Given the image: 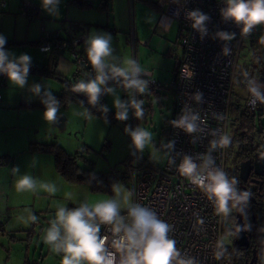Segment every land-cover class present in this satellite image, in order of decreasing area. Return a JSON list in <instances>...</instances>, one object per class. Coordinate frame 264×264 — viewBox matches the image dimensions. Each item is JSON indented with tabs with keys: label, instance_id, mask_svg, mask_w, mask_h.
Listing matches in <instances>:
<instances>
[{
	"label": "clouds",
	"instance_id": "clouds-1",
	"mask_svg": "<svg viewBox=\"0 0 264 264\" xmlns=\"http://www.w3.org/2000/svg\"><path fill=\"white\" fill-rule=\"evenodd\" d=\"M62 0H40L41 8L48 15L59 17ZM178 4V0H171ZM222 7L219 15L224 23L236 25L242 36H249L260 25H264V0H221ZM183 8L182 5H180ZM176 15H179V9ZM185 19L190 22L191 28L198 33L200 40L209 37L223 43L221 53L230 54L227 42L236 38L235 32L217 30L209 33L208 25L211 22L209 14L200 9L185 11ZM155 14L146 17V23H153ZM170 21V20H169ZM113 36L104 31H91L84 39V51L91 72H85L84 78L72 85L71 91L87 97L88 105L98 107L103 113L105 123L109 108L100 103L102 95L113 98L115 119L127 121L131 112L137 120L144 117V101L140 96L150 89V82L145 77L148 73L137 59L132 57L121 58L115 54ZM7 37L0 34V74L5 75L9 82L18 89H25L40 99L44 105L43 119L46 123L57 125L60 122L61 104L41 83L29 84V73L32 67V57L26 53L15 55L6 49ZM47 51V49H44ZM56 70L65 72L68 66L61 60ZM195 76L190 65L181 68V79L192 80ZM247 90L252 96L250 103H264V83L256 78L246 80ZM122 88L126 99H122L117 89ZM195 103L203 102V93L197 91L191 94ZM83 105L84 102L80 101ZM92 119V113L85 109L75 113ZM218 118H222L217 114ZM170 125L182 130L195 142L197 135L206 130V121L199 111L190 105L184 104L176 119L169 121ZM124 132L131 140V155L142 158L145 148L152 144L153 133L145 128L125 125ZM214 139L209 141L208 150L196 156L176 152L173 155L175 140H169L163 146L168 156L169 164H175V157H180L177 166L178 172L201 187L208 200L213 204L218 215L227 218L233 210L241 215L245 214L251 199V193L239 188V180L229 175L215 163L212 156L217 148H227L231 144V137L226 133H209ZM139 154V155H138ZM35 158L32 166L35 167ZM13 175H18L15 181L18 191H35L38 182L30 174L20 172L17 165L12 168ZM95 179L94 174H90ZM102 183V182H100ZM49 193L57 191L54 184L39 185ZM113 195L94 203L87 201L79 203L74 208L60 206L54 218L49 222L43 240L56 254H62L61 264H197L193 257L181 254L176 247V241L170 238L172 231L170 224L160 219L155 211L133 201L134 192L126 188L120 181L111 184ZM36 222L37 217L31 216ZM107 229L109 235L101 234V227ZM251 223L246 226H237V232L250 230ZM220 253H217L219 257Z\"/></svg>",
	"mask_w": 264,
	"mask_h": 264
},
{
	"label": "rangeland",
	"instance_id": "rangeland-1",
	"mask_svg": "<svg viewBox=\"0 0 264 264\" xmlns=\"http://www.w3.org/2000/svg\"><path fill=\"white\" fill-rule=\"evenodd\" d=\"M35 1L41 4L40 0ZM165 1L111 0L108 11L93 6L84 12L88 22L99 24H88L91 31L112 34L116 55L122 59L135 58L144 70L151 72L150 77L157 85L150 86L154 89H149L146 94L139 97L144 101L143 119L137 120L130 112L127 121L115 120L113 123L106 124L101 116L92 114V119H88L86 116L76 115L75 113L87 109L86 106L78 102H68L64 107L61 106L58 113L66 119L64 126L59 127L46 123L43 116L41 118L40 114L37 115L31 111H42L43 115V109L23 106L29 110L21 109L22 111L19 112V109L9 107L11 100L1 98L4 100L3 109L7 117L0 121V152L9 146L11 148L9 155L12 160L0 165V186L2 190L7 189V193H10L11 203V208L8 209L3 205L0 210L3 214L0 224V264H61L62 254L54 253L43 240L57 208L60 206L74 208L81 202L94 203L111 198L113 195L112 190L110 192L93 191L84 183L66 182L55 170L54 157L51 153L31 152L28 148L29 142H27V148L24 147L23 142L27 134L41 139L38 142L57 143L70 153L82 150L84 156L93 163L95 171L112 170L116 175L124 170V160L132 151L131 140L124 132V127L125 125H131L133 128L140 126L153 133L152 144L145 148L142 156L156 163L163 160L165 154L163 146L168 141L167 133L171 127L169 121L173 118L175 108L170 84L175 76L176 60L182 56V47L179 44H173L170 53L167 49L165 50V47L169 40L175 41L179 22L174 20L169 35L163 36L155 32L154 24L146 23L145 19L155 13L157 4L163 6ZM95 2L97 4L98 0ZM6 12L7 9H5ZM133 35L136 40L135 47L131 42ZM251 42L254 45H251ZM259 44H264V25L257 26L249 36L243 38L232 95V102L235 104L243 102L242 94L245 93V89L239 84L256 63L255 45L259 46ZM22 49L24 48L12 47L10 51L18 56L24 53ZM35 50L40 56L42 55L38 49L35 48ZM70 75L67 77L68 80L71 78ZM29 76L31 77L29 84L41 83L54 94H60L65 85L64 79L60 77L37 75L31 72ZM5 85L6 93H24L25 97L27 96V102L37 100L33 99L27 88L18 89L9 80L4 81L3 85L0 81V92ZM117 91L122 99L127 98L122 88H118ZM104 100L107 107L115 111L113 98L104 95ZM255 126L254 144L258 146L264 139L260 136V125L257 119ZM105 143L108 147H105ZM33 158L36 161L35 167L32 166ZM17 165L20 167L21 174H31L37 179V190L18 191L16 189L15 181L19 177L13 175L12 168ZM237 166L238 162L234 160V154H228L226 170L230 172ZM129 180V178H117L115 181H120L126 188L131 189ZM44 183L54 184L57 189L55 194L39 186ZM23 201L26 205H22ZM32 215L37 217L36 222L31 221ZM221 241L223 247L229 248L233 244V233L228 230L223 232Z\"/></svg>",
	"mask_w": 264,
	"mask_h": 264
},
{
	"label": "built area",
	"instance_id": "built-area-1",
	"mask_svg": "<svg viewBox=\"0 0 264 264\" xmlns=\"http://www.w3.org/2000/svg\"><path fill=\"white\" fill-rule=\"evenodd\" d=\"M183 6L166 0L164 3L165 13L170 18L179 22L177 42L183 49V55L176 63L175 76L170 84V89L175 99V116L179 115L184 104L190 105L194 110L201 113L206 121V130L202 135H197L195 142L182 130L170 127L169 140H175L173 155L181 152L196 156L208 150L209 141L214 139L209 133H226L228 135L230 124V108L233 104L234 83L238 58L244 36L240 34L239 28L231 22L224 23L219 15V9L223 6L221 0H178ZM6 0H0V6L4 7ZM179 9V15H176ZM200 9L211 17L208 25L209 33L217 30L235 32L236 38L228 43L230 54L221 53L223 43L205 37L200 40L185 19V11ZM20 13L28 17L34 16L29 2H24L20 7ZM54 37L53 41L49 38ZM57 34H44V40L38 44L41 51L60 54L68 51L74 65L71 75L73 81L84 78L85 72H91V66L87 63L84 51V39L86 34L78 35L73 39H57ZM132 46L135 47L136 40L132 37ZM44 49H47L45 51ZM190 65L195 72L192 80L181 79V68ZM145 77L150 86L157 83L150 77L151 72L145 70ZM256 78L264 83L262 74H246L240 82L246 92L243 93L241 108L248 111H264V103L257 102L254 106L250 103L253 99L247 90L246 80ZM203 93V102L195 103L191 97L194 92ZM220 114L222 118H218ZM161 162H153L128 155L124 161V170L127 172L134 192L133 201L151 208L160 219L171 225L170 238L176 241V247L182 255L193 257L197 264H220L222 247V223L223 218L218 215L213 204L208 200L201 187L193 184L183 177L177 170L180 157H175V164H169L166 155ZM227 148H217L212 156L218 167L226 172ZM139 155V154H138ZM102 235H109L107 229H101Z\"/></svg>",
	"mask_w": 264,
	"mask_h": 264
},
{
	"label": "trees",
	"instance_id": "trees-1",
	"mask_svg": "<svg viewBox=\"0 0 264 264\" xmlns=\"http://www.w3.org/2000/svg\"><path fill=\"white\" fill-rule=\"evenodd\" d=\"M110 1L111 0H98L96 4L95 0H69L70 3L80 8L88 9L90 7L96 6L98 9H102L104 11L110 10L109 8ZM43 40H44V37L32 43L39 44ZM53 40H54V37L49 38V41H53ZM252 44L254 45L253 42H251V45ZM255 49L257 51L255 52V56L257 60L254 66L250 69L249 74L264 75V63H262V52H264V44H259V46L255 45ZM175 70H176V64H175ZM30 72L32 74H37V75H44V76L48 75V76H55L56 78H59V77L62 78L55 71V69L52 68L50 64L49 65L48 64H43V65L32 64ZM64 81H65V85H64L62 92L60 94L53 93V95L56 96V98L60 101V104L62 107H64L68 102L80 103V101H83L86 108L92 114L101 116L104 118L103 113L98 109V107H92L91 105H88L87 98L81 97L79 93H75L71 91V87L73 84L76 83V81H73L72 79L70 80L64 79ZM153 89L154 88L150 87V90H153ZM242 98L244 100L243 96ZM100 103L102 105H106L105 100H104V95L101 96ZM242 103L232 104L230 108L231 116H230L229 130H228V135L231 137V144L229 147H227L228 154H231V155L234 154V160L238 162V165L240 161L248 159L249 156L252 154V151L255 148L254 139H255V130H256V126H255L256 119L259 120V125H260L259 132L264 133V111L254 112V111L244 110L241 108ZM27 107H36V108L45 110L44 105L40 102V100L38 103L34 105H28ZM174 116H175V108H174L173 118ZM107 120L110 123H113L116 120L115 111H112L109 109L107 113ZM169 132H170V129L167 133L168 138H169ZM105 147H108L107 143H105ZM28 148L31 151L51 153L54 157L55 170L62 176V178L66 182L84 183L88 185V187L93 191L110 192L111 184L117 178H120V179L129 178L125 170H123L120 174H116V175H114L115 173H113L112 170L95 171L93 167V163L84 156L82 150H77L73 153H70L57 143H54V142L44 143V142H38V141L30 142L28 145ZM11 160H12V157L8 154L0 155V165L6 164L10 162ZM226 173L229 175L230 178L231 177L237 178L239 180V188L243 190L242 181L238 175V166L235 167L230 172L226 170ZM90 174H94L95 179H93L92 176H90ZM250 208L249 206L247 207V212L251 210ZM252 213L254 214L252 216L253 219H251L250 218L251 216H250L249 217L250 220L251 221L254 220L253 222L254 224H257V226H262V224H264V202L260 204L257 210H252ZM235 220H236L235 211L233 210V212L227 218H223L222 233L227 230L230 233H233V225H234ZM102 228H104V226H102L101 229ZM262 237L264 236H262L261 229H254L249 239L251 238V239L261 240ZM241 249L242 248H240V246L238 245L232 244V246H230L229 248H225L222 245L221 252H220V264H237V259L239 256L238 252Z\"/></svg>",
	"mask_w": 264,
	"mask_h": 264
},
{
	"label": "crops",
	"instance_id": "crops-1",
	"mask_svg": "<svg viewBox=\"0 0 264 264\" xmlns=\"http://www.w3.org/2000/svg\"><path fill=\"white\" fill-rule=\"evenodd\" d=\"M24 2H29V4L32 7V10L34 12V16L28 17L27 15H24L20 13V7ZM5 9H7L8 15L5 13ZM87 8H80L72 3L69 2V0H62L60 5V15L59 17H53L48 15L47 13H44L41 4H38L35 0H6V5L4 7L0 6V34H3L7 37V43L5 45L6 49L12 48V47H22V51L24 53L31 54L32 57V64H50L53 69L63 78L68 80V76L72 74L74 70V65L72 63L71 57L69 55L68 51H62L60 54H54L52 52H44L41 51L38 47V44H33L32 42L38 41L40 38L44 37L45 33H48L50 35L57 34V39H73L77 37L78 35L90 33L91 27H89L86 24H94L99 25L96 22H88L86 20V15L84 14L85 10ZM156 11H155V20L153 21V29L155 32H157L160 35L168 36L170 29L173 26V23L175 22V19L170 18L165 13L164 5H156ZM13 14V16L11 15ZM170 20V21H169ZM6 26V27H5ZM178 33V29H177ZM177 33L175 37V41L172 42L169 40L168 43H166L165 50L170 53L172 49L173 44H177ZM31 46L32 48L28 47ZM38 49L39 52L42 54L41 56L38 54V52L35 50ZM182 55H183V49H182ZM182 57V56H181ZM181 59V58H179ZM177 59V60H179ZM63 60L64 63L68 66V70L65 72H59L56 70V67L58 63ZM176 60V61H177ZM71 77V75H70ZM1 83L3 85L4 81H8V78L0 74ZM31 77L29 76V79ZM71 79V78H70ZM5 88L0 92V121H3L7 115L4 113V107L3 99H9L11 100V104L9 105L10 108L19 109V112L22 110H29L26 108H23V106L26 107V105H34L39 102V98L32 95L35 102H27V96L25 97V94H15L8 92L6 93ZM243 96V94H242ZM22 109V110H21ZM35 114H40L42 118V111H34ZM11 116V115H10ZM51 135V134H49ZM40 141L41 139L36 138V136L32 137L31 135L27 134V137L24 140V147L27 148V142H33V141ZM15 141V140H13ZM17 141V140H16ZM15 141V142H16ZM8 144V142H7ZM4 145V144H1ZM10 145V144H9ZM23 145V144H22ZM3 147V146H2ZM24 148V149H25ZM1 155L3 153H6L9 155L11 148L8 146L7 148H3ZM23 149V151H24ZM33 152V151H31ZM31 175V174H30ZM22 205L24 204V201L22 202ZM5 206L6 208H11L10 203V193H7V189L2 190L0 186V210L2 206ZM2 213L0 212V224Z\"/></svg>",
	"mask_w": 264,
	"mask_h": 264
},
{
	"label": "flooded vegetation",
	"instance_id": "flooded-vegetation-1",
	"mask_svg": "<svg viewBox=\"0 0 264 264\" xmlns=\"http://www.w3.org/2000/svg\"><path fill=\"white\" fill-rule=\"evenodd\" d=\"M262 139H264V133H260ZM255 148L252 151V154L249 156L253 160L254 153L256 151L264 152V140L258 146L254 144ZM243 190H246L251 193V199L249 203L248 217H252L254 214L252 210H257L262 202H264V174L258 175L253 172V168L249 174L247 182L242 181ZM250 217V218H251ZM249 218V219H250ZM254 221V220H253ZM250 220L252 225L251 234L254 229H261L262 236H264V224L262 226H257L254 222ZM250 234V235H251ZM250 237V236H249ZM251 240V242H250ZM264 237L262 239H249L248 246H240L242 248L238 253L237 264H264Z\"/></svg>",
	"mask_w": 264,
	"mask_h": 264
},
{
	"label": "water",
	"instance_id": "water-1",
	"mask_svg": "<svg viewBox=\"0 0 264 264\" xmlns=\"http://www.w3.org/2000/svg\"><path fill=\"white\" fill-rule=\"evenodd\" d=\"M262 61H264V52H262ZM81 97H85L83 94H80ZM103 96V95H102ZM60 122L57 124L59 127H63L65 124V117L63 115L60 116ZM253 168V172L258 175L264 174V152L256 151L254 153L253 160L248 158L239 162L238 165V175L243 182H247L249 174ZM236 220L233 225V245L238 246H248L249 244V236L251 234L250 230H244L241 232H237V226H246L250 223V219L248 217L247 208L245 209V214L241 215V213L235 210ZM253 219V217H251ZM264 244V243H262Z\"/></svg>",
	"mask_w": 264,
	"mask_h": 264
}]
</instances>
